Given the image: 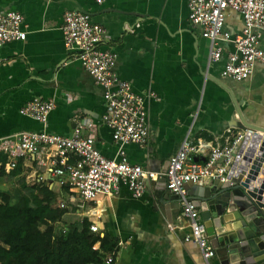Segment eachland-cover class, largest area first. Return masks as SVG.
Returning a JSON list of instances; mask_svg holds the SVG:
<instances>
[{
  "label": "crops",
  "instance_id": "1",
  "mask_svg": "<svg viewBox=\"0 0 264 264\" xmlns=\"http://www.w3.org/2000/svg\"><path fill=\"white\" fill-rule=\"evenodd\" d=\"M69 11L87 13L105 28L100 48L117 54L114 72L135 94L144 95L149 137L143 147L125 146L129 164L163 171L186 136L222 145L228 130L239 131L242 125L264 129V62L256 63L245 81L223 78L222 67L234 46L220 42V60L208 66L209 43L201 28L190 23L187 0H104L101 5L94 0H0V12L20 14L26 32L24 41L0 48V140L32 131L69 136L78 121L86 120L96 126L95 145L101 154L116 157L118 144L101 122L102 90L63 43V19ZM242 26L241 16L228 12L224 30L234 36ZM260 47L264 51V33ZM48 100L55 106L45 125L19 114L28 102ZM39 158L18 159L10 169V159L0 153V191L18 188L20 179L33 186L38 182L32 180L41 176L55 194L52 207L65 203L56 232L66 229L69 221L86 219L98 226L100 237H106L105 249L96 250L90 262H102L106 253L114 252L113 264L202 263L198 248L183 240L189 228L181 206L167 221L155 203L151 181L140 198L123 186L116 196H101L96 205L83 204L47 174ZM16 167L20 173L12 174ZM1 216L14 218L15 211L0 200ZM212 264H220L216 256Z\"/></svg>",
  "mask_w": 264,
  "mask_h": 264
},
{
  "label": "built area",
  "instance_id": "2",
  "mask_svg": "<svg viewBox=\"0 0 264 264\" xmlns=\"http://www.w3.org/2000/svg\"><path fill=\"white\" fill-rule=\"evenodd\" d=\"M101 5L104 0H94ZM188 19L200 27L202 37L209 43L207 65L218 62L222 48L220 42H229L234 52L228 54L221 76L234 82L247 80L256 63L264 62L260 36L264 33V0H187ZM238 13L243 22L239 34L232 36L224 30L228 12ZM23 17L16 12H0V48L8 43L24 41ZM63 43L67 50L75 52V60L102 90L105 112L102 125L111 132L118 144L116 157L108 159L95 145L96 126L80 120L69 136L50 134L46 131L23 132L13 139L0 140V153L10 159L9 168L14 169L16 160L39 156V165H46L47 174L56 179L61 188L77 196L83 204L96 205L99 197L116 196L125 186L134 198H140L150 181L166 179L171 196L181 199V217L186 221L189 233L184 242L193 243L199 250L202 263L212 264L215 251L209 244L206 229L192 200L186 198L185 185H203L206 182L225 183L235 177L244 166L249 151L264 138V132L253 128L239 131L228 130L222 145H208L186 136L166 170L150 171L131 165L126 158L125 146L135 144L143 147L149 137V125L144 105V95L135 94L131 85L120 80L114 72L117 54L100 45L106 34L104 27L91 20L87 13L69 11L63 19ZM148 96L158 101L152 92ZM55 104L52 100L24 104L19 114L45 125ZM201 161L196 162L194 157ZM41 176L32 181L41 182ZM58 209H65L60 202ZM170 230L173 227L169 226ZM65 228L62 233H65ZM89 230L99 233L96 224ZM93 250H98L97 245ZM114 252L105 254L102 262L113 264Z\"/></svg>",
  "mask_w": 264,
  "mask_h": 264
},
{
  "label": "water",
  "instance_id": "3",
  "mask_svg": "<svg viewBox=\"0 0 264 264\" xmlns=\"http://www.w3.org/2000/svg\"><path fill=\"white\" fill-rule=\"evenodd\" d=\"M239 128L264 132L253 126ZM256 143L259 145L249 151L245 165L227 182L185 185L186 198L197 207L220 264H264V138ZM150 186L156 205L171 221L179 213L181 199L169 194L164 177L151 181Z\"/></svg>",
  "mask_w": 264,
  "mask_h": 264
},
{
  "label": "trees",
  "instance_id": "4",
  "mask_svg": "<svg viewBox=\"0 0 264 264\" xmlns=\"http://www.w3.org/2000/svg\"><path fill=\"white\" fill-rule=\"evenodd\" d=\"M16 168L12 174L20 173ZM18 181V188L0 191L2 205L15 211L14 218L0 217V264H89L93 246L105 249L106 237L91 232L86 219L69 221L65 233L56 232L64 211L52 207L54 192L42 182Z\"/></svg>",
  "mask_w": 264,
  "mask_h": 264
}]
</instances>
